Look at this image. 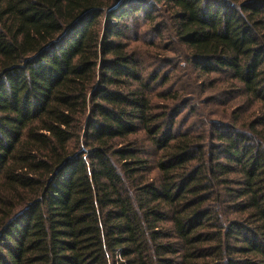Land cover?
Wrapping results in <instances>:
<instances>
[{
    "label": "trees",
    "instance_id": "16d2710c",
    "mask_svg": "<svg viewBox=\"0 0 264 264\" xmlns=\"http://www.w3.org/2000/svg\"><path fill=\"white\" fill-rule=\"evenodd\" d=\"M0 264H264V0H0Z\"/></svg>",
    "mask_w": 264,
    "mask_h": 264
}]
</instances>
